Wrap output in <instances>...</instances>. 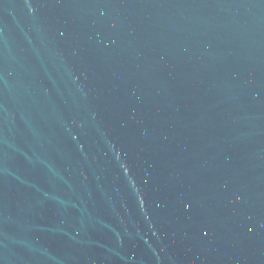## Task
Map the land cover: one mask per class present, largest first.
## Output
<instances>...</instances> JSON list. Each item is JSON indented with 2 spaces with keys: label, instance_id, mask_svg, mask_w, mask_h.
Masks as SVG:
<instances>
[{
  "label": "water",
  "instance_id": "95a60500",
  "mask_svg": "<svg viewBox=\"0 0 264 264\" xmlns=\"http://www.w3.org/2000/svg\"><path fill=\"white\" fill-rule=\"evenodd\" d=\"M0 264H264V0H0Z\"/></svg>",
  "mask_w": 264,
  "mask_h": 264
}]
</instances>
